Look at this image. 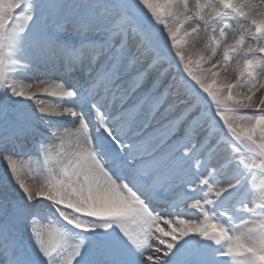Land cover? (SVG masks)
Segmentation results:
<instances>
[{"label": "snow or ice", "instance_id": "obj_1", "mask_svg": "<svg viewBox=\"0 0 264 264\" xmlns=\"http://www.w3.org/2000/svg\"><path fill=\"white\" fill-rule=\"evenodd\" d=\"M0 264H264V0H0Z\"/></svg>", "mask_w": 264, "mask_h": 264}]
</instances>
